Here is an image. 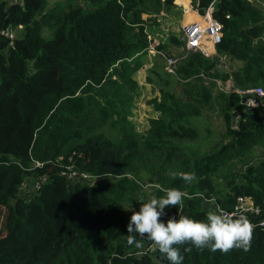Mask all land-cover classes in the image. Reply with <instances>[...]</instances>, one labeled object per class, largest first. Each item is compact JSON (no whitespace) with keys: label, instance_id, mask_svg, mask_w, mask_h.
Instances as JSON below:
<instances>
[{"label":"trees","instance_id":"1","mask_svg":"<svg viewBox=\"0 0 264 264\" xmlns=\"http://www.w3.org/2000/svg\"><path fill=\"white\" fill-rule=\"evenodd\" d=\"M82 1L88 10L80 3L59 9L55 16L47 0H21L10 6L0 0V31L21 28L13 44L0 37V264H170L158 250L148 249L147 239L142 248L127 242L130 209L139 210L141 202L164 195L161 188L186 194L182 206L166 208L164 217L184 215L203 221L213 210L206 200L215 198L228 211L238 197L250 198L264 214V159L226 172L224 191L217 190L213 180L217 165L227 169L249 162L254 147L263 146L264 104L247 110L234 92L213 98L202 81L203 76L231 78L239 90L264 88V16L259 3L190 0L199 16L212 5L211 16L223 34L216 52L234 65L224 75H211L215 63L196 51L179 62L174 76L165 73L182 81L193 102L200 98L205 105L219 106L229 143L200 156L182 155L178 147L167 146V138H185L184 117L197 116L199 109L160 90L156 118L148 121L151 127L139 131L123 117L119 103L123 93L131 101L140 100L135 79L141 58L129 63L149 47L144 27L133 29L141 23V12L181 8L174 0ZM168 22L156 19L157 28ZM116 78L119 95L114 90ZM110 86L111 100L103 93ZM77 94L78 101L86 102L89 95L87 101L93 103L92 108L85 105L83 123L69 134L54 136L45 147L43 142L36 145L35 137L54 124L49 115L58 103ZM233 113L239 117L237 128L230 126ZM108 121L111 129H120L116 141L102 131ZM35 163L42 166L35 168ZM169 171L192 172L197 179L185 184L172 180ZM71 172L91 179L69 183L62 174ZM28 176L40 184L39 190L21 197ZM134 191L135 200L130 196ZM185 247L191 245L180 246L182 264H264V229L253 231L247 252L194 247L185 252Z\"/></svg>","mask_w":264,"mask_h":264},{"label":"rangeland","instance_id":"2","mask_svg":"<svg viewBox=\"0 0 264 264\" xmlns=\"http://www.w3.org/2000/svg\"><path fill=\"white\" fill-rule=\"evenodd\" d=\"M6 6H10L12 4H21V0H3ZM48 8L51 10L52 14L57 16V11L59 9L67 10L69 7H78L80 3H83L82 0H47ZM187 3V2H185ZM85 5V8L88 10L90 6L87 3H83ZM257 7H261L262 15L264 16V3L262 4H256ZM147 6H151L148 4ZM48 9V10H49ZM70 9V8H69ZM195 15L198 17L197 13ZM200 15V14H199ZM166 16V17H165ZM187 15H184L182 11L179 10V12H174L173 9L165 11V8L162 7V9L155 13L153 11H145L143 10L140 14V22L137 24L136 27L133 29L137 30L140 27H144L143 31H146L147 34V40H148V46H151L150 48L146 49L145 51L139 52L140 54L134 55L132 61L129 64H135L139 58L140 64L143 63L145 66L138 64V70L136 79L138 80L139 84L143 86V88H140L139 92L138 89L140 86H137V92L135 93V96L140 97V100L134 101L130 100L129 97L124 96V93L119 96V103H121V109L123 110V117L127 118L128 121L130 119L131 122L130 125L132 127H138L139 131L146 130L151 127V123L148 121L151 119L156 118L157 112L154 111V107L159 105L161 103V94L160 90H163L165 94H169L175 97L176 100L181 102H186L194 106L195 108L199 109V114L197 116H186L184 117L183 122V136L185 137L182 140H174L167 138V146L169 148L178 147L180 150V153L187 154V152L190 153H197L200 156H205L213 152H217L218 149L224 145L229 143V139H227L225 135V124L222 120V118L219 116V113L217 112V107H219L216 104H211L210 102L205 105L202 100L193 102L190 99V96L185 91V88L183 86L182 81H180L177 78H171L170 76H167L165 71V59L163 57H159L154 52H160L165 57H170L173 59H180V57H183L186 54V57L183 60H179V62L184 61L190 54L196 52V51H190L187 50L184 41L181 39V25L183 23H190V20L193 19V15L188 14L189 19L187 20ZM156 19L159 21L167 20L168 21H174V23H178V26L172 27L173 30H171L170 26L164 25L162 28H157L158 25L156 23ZM197 20V18L195 19ZM149 25V28H148ZM170 27V28H169ZM21 29V28H20ZM19 28L13 29L16 32V36H19L20 33ZM169 34L174 38L170 39ZM213 49H210L211 54L206 57L208 61L215 63V68L211 72V75H224L230 67H233V62L230 63V60L223 55H219L216 52V48L212 47ZM153 50L152 52L149 51ZM140 56V57H139ZM179 64V63H178ZM142 66V67H141ZM178 66V65H177ZM166 73V74H165ZM202 76V75H201ZM138 78V79H137ZM113 78L112 80H114ZM117 79V78H116ZM147 80L148 83H147ZM203 84L207 87V91L209 95L213 96V98L218 94H228L231 92H234L237 90L234 86L233 80L229 78L226 81H222L219 78L215 77H202ZM107 83H111L109 80ZM132 84V82H131ZM259 88H262L258 86ZM113 87H108L107 89L109 93L107 94L106 90H104V94L109 98V100L112 99L113 95ZM93 90H97L95 88H92ZM116 93L119 95V79H117V84L114 88ZM264 91V88H262ZM128 90H125V93L127 94ZM89 95L84 96L86 97V102L78 101V94L74 98L66 99L65 101H61L58 103L56 108L51 112L49 117L51 118L52 122L54 123L50 129L43 131V136L41 137L40 134H38L35 137V144L43 142V146H47L52 138L54 136H62L64 134L71 133L74 128H76L78 125L82 124L84 119L83 116L85 114V105H89L90 108L93 107V103H89L88 97ZM157 102H156V100ZM151 100V101H150ZM101 105H103L101 103ZM88 107V108H89ZM93 113V112H92ZM238 115L236 113H233L231 117V123L230 126L233 128H237L238 123ZM188 128V129H184ZM102 131L104 132L105 136L112 140L116 141L119 138V132L120 129L118 126H114L112 129L110 127V121L107 122V124L103 127ZM263 141H261L260 147L255 146L253 151L254 155H251L250 157L254 156L253 159L249 162H237V166L234 165L231 168L224 169L223 166L217 165L219 167V172L213 175V180L215 181V185L217 186V190L224 191L225 190V181L223 180V177L225 176L226 172H231L232 170H239L241 167H243L244 164H250L255 165L257 162L264 159V138H262ZM40 141V142H39ZM153 142V141H151ZM70 143L67 145L69 146ZM60 159V158H59ZM239 164V165H238ZM150 167L153 166V164L150 162L148 164ZM231 170V171H230ZM143 179H147V175H142ZM128 178H131V175L127 176ZM113 180V179H110ZM133 183H137V179L132 180ZM36 180L31 179L30 176H28L25 180V187L21 190L20 196L28 198L31 196V194H36L37 190L36 187ZM92 182L90 185H93ZM28 196V197H27ZM132 199L137 197V192L134 191L131 195ZM215 199V198H214ZM131 198L127 199L126 202H129ZM135 200V199H134ZM132 203V202H130ZM136 203V201H134ZM134 211H138L135 208H131ZM131 210V213H132ZM118 214V213H117ZM135 247H131V251L134 250Z\"/></svg>","mask_w":264,"mask_h":264},{"label":"clouds","instance_id":"3","mask_svg":"<svg viewBox=\"0 0 264 264\" xmlns=\"http://www.w3.org/2000/svg\"><path fill=\"white\" fill-rule=\"evenodd\" d=\"M172 180L180 179L185 184L196 181L195 173L169 171ZM164 195H153L147 202H141L139 210L134 211L127 225V242L142 248L144 239L151 243L152 250H158L170 264H182L180 246L191 245L198 250L228 253L233 249L247 252L251 246L254 226L242 213L228 212L216 205L203 221L188 216L169 217L166 222L161 217L165 209L182 206L186 194L176 188H161ZM215 204L214 199L207 201ZM137 237L140 239L138 240ZM185 247L184 251H191Z\"/></svg>","mask_w":264,"mask_h":264},{"label":"built area","instance_id":"4","mask_svg":"<svg viewBox=\"0 0 264 264\" xmlns=\"http://www.w3.org/2000/svg\"><path fill=\"white\" fill-rule=\"evenodd\" d=\"M178 7L181 8V11L184 15L191 13L195 15V13H197V11L194 10L190 0H188V3L186 5H181ZM212 11L213 7L212 5H210L203 16H199L197 14V20L182 24L180 28L182 35L181 39L184 41L187 50L199 51L205 57H208L211 54L210 49H213L212 47H216L221 43L223 37L222 26L212 18ZM0 37L8 40L9 43L13 44L16 39V32L11 28H6L0 31ZM150 47L151 46H149V48ZM149 51L152 52L153 50L149 49ZM154 53L160 55L165 59L166 73L174 76L179 60H182L184 57H180V59H173V57H165L160 52L155 51ZM234 93L239 96L241 104L247 110H257L264 104V91L262 90V88L253 87L242 90L237 89L234 91ZM34 166L35 168H37L41 167L42 164L35 163ZM62 176L65 177L69 183L85 181L88 182L91 179L89 176L77 172L64 173L62 174ZM39 185L40 184L37 182L35 187L36 190H39ZM212 205L213 210H215L217 204L215 203ZM228 212H235L238 214L242 213L243 215H245L254 226L253 231L258 228L264 229V214L262 213L260 207L255 205L250 198L238 197L236 199L235 205L231 210H228ZM168 218L169 217L162 216L161 220L163 222H166ZM148 249L152 250L151 246H149Z\"/></svg>","mask_w":264,"mask_h":264},{"label":"crops","instance_id":"5","mask_svg":"<svg viewBox=\"0 0 264 264\" xmlns=\"http://www.w3.org/2000/svg\"><path fill=\"white\" fill-rule=\"evenodd\" d=\"M250 2H255V3H260V4H262V3H264V0H249ZM185 2H187L188 3V0H174V5L175 6H181V5H186L187 3H185ZM193 15V14H192ZM187 20L189 19V16H188V14H187ZM197 18V16L196 15H193V19L195 20ZM190 21H193V20H190ZM183 24H186V23H183ZM167 26H170V25H172L173 27L174 26H178V23H174V21H170V22H168V24H166ZM184 58L186 57V54L183 56ZM183 58V59H184ZM182 59V60H183ZM138 79V78H137ZM137 81V84H138V86H142L141 84H139V82H138V80H136Z\"/></svg>","mask_w":264,"mask_h":264}]
</instances>
